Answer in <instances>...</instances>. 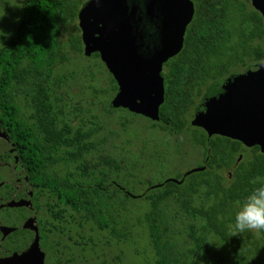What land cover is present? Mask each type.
<instances>
[{
  "label": "trees",
  "instance_id": "obj_1",
  "mask_svg": "<svg viewBox=\"0 0 264 264\" xmlns=\"http://www.w3.org/2000/svg\"><path fill=\"white\" fill-rule=\"evenodd\" d=\"M83 1L25 2L17 31L0 50V125L25 145L31 175H41L49 198L57 203L56 225L49 228L46 242L66 234L65 224H91L123 243L133 233L118 215L127 208L123 190L129 188L123 181L128 185L130 175L120 177L123 161L109 155L91 162V155L105 145L96 141L100 127H75L57 96L66 81L56 77V69L68 62L61 39L77 20ZM191 1L195 14L183 49L164 64V102L159 121L153 122L154 128L172 134L188 127L185 117L206 85L264 60V18L251 0ZM69 42L74 53L83 52L80 35H71ZM111 86L117 92L114 80ZM225 144L217 142L213 155L221 160L211 157L212 170L191 173L186 183L145 181L147 193L138 198L148 202L149 210L138 225L150 240L155 264H229L227 258L230 264H264V232L231 233L239 204L264 184V158L242 163L225 184L220 168L214 167L231 168L234 163L235 154ZM214 241L222 248L215 258L210 254ZM52 243L53 248L59 245Z\"/></svg>",
  "mask_w": 264,
  "mask_h": 264
},
{
  "label": "rangeland",
  "instance_id": "obj_2",
  "mask_svg": "<svg viewBox=\"0 0 264 264\" xmlns=\"http://www.w3.org/2000/svg\"><path fill=\"white\" fill-rule=\"evenodd\" d=\"M26 1L0 0V42L3 43L0 44V50L7 46L17 31ZM78 28L77 19L70 26V32L61 39L68 62L56 69V77L66 81L57 96L65 116L75 127L81 126L85 130L100 127L101 132L96 141L104 140L105 145L100 153L91 155L93 164L101 154L123 161L119 175H130L128 185L125 181L123 185L131 190H123L124 199L128 201L127 208L118 212V215L122 214L120 217L128 222L133 233L127 242L118 243L110 234L100 232L91 224H84L83 227L65 224L66 234L53 237L55 245H59L53 251L47 250L45 264H155L150 240L138 225V219L149 210L148 202L138 198L147 193L148 186L144 183L152 180L159 185L170 180L181 181L182 175H187L189 170L201 165L204 153L192 144V135L188 132H165L159 126L154 128L153 121L145 116L111 107L117 94L110 91L114 78L100 54L94 53L87 57L84 46L82 53L71 50L70 36H81ZM104 91L108 92L104 94ZM22 110H27L25 101H22ZM60 170L62 172L63 168ZM212 245L214 249L210 254L215 258V252L222 248L217 241ZM227 262L230 264L229 258Z\"/></svg>",
  "mask_w": 264,
  "mask_h": 264
},
{
  "label": "flooded vegetation",
  "instance_id": "obj_3",
  "mask_svg": "<svg viewBox=\"0 0 264 264\" xmlns=\"http://www.w3.org/2000/svg\"><path fill=\"white\" fill-rule=\"evenodd\" d=\"M89 1L85 0L80 10ZM136 2L143 3V0ZM147 31L154 42V28L148 25ZM254 66L262 67L258 62L206 85L185 117L190 123L181 133L191 134L192 144L200 148L204 156L199 167L182 175L181 183L191 176L189 173L193 170H198L197 173L209 171L210 164L215 162L211 160L212 156L221 160L217 154L213 155L217 142H226L225 146L235 154L231 168L214 166L220 168L217 170L225 184L232 181L235 169L242 163L256 156L264 158V72L260 73L258 83L240 81L241 76ZM164 74L165 66L162 71L165 86ZM227 80L231 82L229 85L218 86ZM118 91L117 86L116 93ZM197 117L201 125L195 123ZM8 132L0 125V264H38L41 254H44L45 264L47 250L54 249L52 242L55 235L48 242L45 236L50 235L49 228L56 225L53 211H56L57 203L49 198L41 175L38 172L31 175L25 145L17 143ZM60 168L63 167H58L59 172Z\"/></svg>",
  "mask_w": 264,
  "mask_h": 264
},
{
  "label": "water",
  "instance_id": "obj_4",
  "mask_svg": "<svg viewBox=\"0 0 264 264\" xmlns=\"http://www.w3.org/2000/svg\"><path fill=\"white\" fill-rule=\"evenodd\" d=\"M251 3L264 18V0ZM194 14L191 0H90L84 5L78 15L84 53L87 57L100 54L116 81L119 91L111 103L113 108L159 121L165 96L163 66L183 49ZM148 25L154 28V42ZM262 68L251 67L240 81L258 83ZM230 83L227 80L218 86ZM209 100L208 95L207 106ZM195 123L201 125L199 117ZM41 256L38 264H44V254Z\"/></svg>",
  "mask_w": 264,
  "mask_h": 264
},
{
  "label": "clouds",
  "instance_id": "obj_5",
  "mask_svg": "<svg viewBox=\"0 0 264 264\" xmlns=\"http://www.w3.org/2000/svg\"><path fill=\"white\" fill-rule=\"evenodd\" d=\"M0 44L3 45L2 42ZM261 66H264V61H261ZM245 231L256 234L264 232V184L256 187L239 204L235 222L231 225V233L238 236Z\"/></svg>",
  "mask_w": 264,
  "mask_h": 264
}]
</instances>
